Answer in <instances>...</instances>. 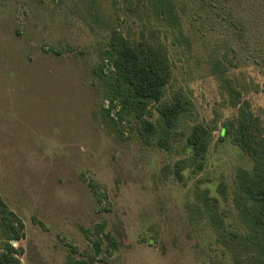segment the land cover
I'll return each mask as SVG.
<instances>
[{
  "label": "rangeland",
  "instance_id": "obj_1",
  "mask_svg": "<svg viewBox=\"0 0 264 264\" xmlns=\"http://www.w3.org/2000/svg\"><path fill=\"white\" fill-rule=\"evenodd\" d=\"M132 1L0 0V196L25 225L15 243L22 264H233L217 230L245 229L237 175L253 162L221 135L239 107L211 69L222 57L264 118V29L258 19L244 31L214 19L204 33L187 22L188 46L162 22L128 10ZM101 10L123 35L167 49L172 79L162 104L178 91L193 102L168 146L140 118L104 111L95 71L110 31ZM158 116L156 106L145 117L158 124ZM198 123L212 130L200 171L187 147Z\"/></svg>",
  "mask_w": 264,
  "mask_h": 264
},
{
  "label": "trees",
  "instance_id": "obj_2",
  "mask_svg": "<svg viewBox=\"0 0 264 264\" xmlns=\"http://www.w3.org/2000/svg\"><path fill=\"white\" fill-rule=\"evenodd\" d=\"M239 1H246V4L242 3V9L239 8ZM132 5H136L135 8ZM126 8L142 11L148 19L162 22L166 28L177 32L188 46L191 40L186 35L187 22L200 24L198 30H204V33L214 19L227 22L240 31L250 29L258 19L259 30L264 29V0H134ZM99 13V23L110 31L95 71L101 84L102 97L109 102V106L104 108L106 115L116 110L120 119L131 115L140 118L144 131L148 135L159 132L161 145L168 146L170 134L178 127L180 117L191 113L193 102L184 91H178L171 101L162 104L167 85L172 79V66L166 47L145 37L130 39L119 31L115 20L111 17V20L107 19L102 10ZM210 28L213 29L211 25ZM212 65V74L221 80L222 87L236 91L232 98L234 105L239 107L236 121L226 124L221 135L230 134L232 141L253 162L251 171L242 169L237 175L236 202L245 229L221 231L218 228V241L230 253L233 264H264V118L253 112L249 101L243 98L242 89L235 88L223 58L214 57ZM259 65L264 77V58H259ZM156 106L158 124L146 118L152 116ZM211 136L212 130L198 123L187 137V147L192 151L190 158L197 171L204 168ZM95 192L97 194L98 191ZM207 192L204 191L205 199L208 198ZM0 226L5 236V245L0 250V264H22L18 257L22 249L16 247L15 243L25 237V225L1 196ZM106 236L110 238L108 234ZM112 244L115 246V241ZM94 245L99 251V236ZM77 264L95 263L82 260Z\"/></svg>",
  "mask_w": 264,
  "mask_h": 264
}]
</instances>
